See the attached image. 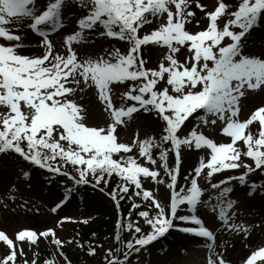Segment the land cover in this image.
<instances>
[{
    "label": "snow or ice",
    "instance_id": "6c2138e0",
    "mask_svg": "<svg viewBox=\"0 0 264 264\" xmlns=\"http://www.w3.org/2000/svg\"><path fill=\"white\" fill-rule=\"evenodd\" d=\"M73 8L75 29L61 35L69 19L65 13ZM194 8L207 21L196 31L187 27L193 21L200 26ZM261 27L264 0H213L210 5L201 0H0V155L73 181L53 213L80 185L106 192L118 210L122 201H132L127 218L121 215L117 221L118 246L107 249L104 264H131L133 253L171 230L212 241L206 244L207 264H229L223 253L214 251L211 222L218 220L221 230L243 234L246 240L251 235L253 226L237 222L231 184L249 185V174L264 172V103L241 118L242 100L264 95V37L259 43L253 40ZM30 34L39 38L34 45L39 51L26 54ZM54 35H61L58 43ZM98 40L108 46L101 44L97 53H90L88 46L95 47ZM112 41L123 42L124 49ZM149 45L165 50L155 66H148L143 55ZM89 91L107 114L102 124H90L87 108L77 100ZM141 113L155 118L158 134L140 138L137 133L131 142H122L118 128ZM209 126L225 142L201 130ZM185 151L204 155L178 183ZM229 170L240 174L211 182L215 174ZM21 171L30 179L29 171ZM202 174L209 190L199 183ZM149 178L156 187H145ZM160 185L170 196L168 191L160 196ZM256 191L252 182L247 195ZM200 207L214 214L207 224L198 214ZM69 219L61 218L57 227ZM259 227L264 228V221ZM124 232L131 238L122 239ZM42 238L58 253L43 264H72L63 247H84L61 239L52 227L23 228L12 235L0 230L6 246L0 264H38L39 254L33 252L29 260L25 247L31 250ZM87 252L96 255L97 248L89 244ZM242 264H264V244L251 249Z\"/></svg>",
    "mask_w": 264,
    "mask_h": 264
},
{
    "label": "rangeland",
    "instance_id": "374dc122",
    "mask_svg": "<svg viewBox=\"0 0 264 264\" xmlns=\"http://www.w3.org/2000/svg\"><path fill=\"white\" fill-rule=\"evenodd\" d=\"M201 2L210 5L213 3V0H201ZM193 10L197 12L200 26H197L195 21H193L187 27L196 31L200 30V27L205 25L207 21L203 18L202 12L195 8ZM76 11L73 8L65 13V16L69 17V19L66 20V27L61 35L68 34L75 29L78 17L72 16V13ZM61 35H54L53 39L58 43ZM262 37H264V27L257 28L253 33V40L259 43ZM38 39L35 35H29V39L25 42L27 45L25 48L26 54L39 51V49L34 47ZM101 44L104 47L108 46L107 42L98 40L95 47L88 46L87 50L93 54L97 53L100 50ZM112 44L120 47L121 50L125 47L123 42L112 41ZM164 51L159 46L149 45L144 47V58L150 62L148 66H155L158 60L162 58ZM77 100L87 108L88 122L90 124L103 123L107 114L103 111V107L98 102L94 93L89 91L80 94L77 96ZM262 103H264V95L250 94L247 98H244L242 100L241 118H246L251 111L255 110V107L260 106ZM255 128H258V125L254 126V130ZM201 130L218 142H225L226 140L215 127L209 126ZM137 133H139L140 138H144L147 135H157L158 129L155 118L141 113L127 127L121 126L118 128L119 139L122 142H131ZM157 152L158 150H154V155ZM132 154L138 156V150L134 149ZM200 155H204V152L192 151L189 154V152L185 151L182 153L181 180L178 183H183V175L198 163ZM140 160L144 162L143 158H140ZM20 161L18 157L0 155V230H5L9 235H12L17 230L23 228L45 230L52 227L56 228L57 235L61 239L66 240L73 234L74 227L78 223L83 224L85 223L84 221H87V223L94 225L95 222H99L105 216L110 215L113 217L112 219L117 216L115 214L117 210L115 203L106 195V192L101 191L95 193L93 201L90 204V210L87 213L80 210L79 201L71 195L68 201L57 212L53 213L51 209L59 199L63 198L65 191L73 187V181L64 175L52 177L47 170L32 166L26 161L24 163H28L30 166L25 168ZM174 163V154H170V166H174ZM147 166L151 167V165ZM21 170L29 171L31 173L30 179H25ZM73 174L75 175L76 173L74 172ZM239 174V170H229L223 175L215 174L211 182L216 183L227 175ZM252 178L253 180L251 181ZM248 181L249 185L252 182H256L257 191L255 194L248 196L249 185L241 186L238 181H234L231 184L234 188L231 198L238 201L236 210L239 219L237 222L244 221L248 225L253 226L250 237L246 240L243 238V234H234L227 230H221L218 220L211 222L212 230L216 233L214 251L223 253L224 258L229 264H242V261L250 254L251 249L264 244V228L259 227L261 222L264 221V191L260 190L261 186L264 185V172L257 170L254 174H249ZM143 182L145 187H156L150 178ZM199 183L206 190L210 189L209 181L203 174L199 178ZM13 184L15 185L14 191L10 190ZM159 189L161 197L168 191L165 185H160ZM168 195L170 196V191H168ZM208 195L209 191H206L203 199L207 200ZM12 196H15L16 199H11ZM198 214L205 220L206 224L209 218L214 215L209 209L204 207L199 208ZM63 217H70L71 219L65 220L63 225L58 228V221ZM140 223L143 226L142 218ZM183 226L194 225L185 224ZM143 227L145 231L149 230L147 226ZM102 242V247L98 250L99 256L94 255L92 259L88 257L85 260L86 264H104L103 257L106 255L107 249L112 247L113 243L110 242L107 235ZM208 243L213 242L205 241L203 238H195L191 234L171 230L170 234L166 237L153 242L139 253H133L130 257V262L131 264H207L209 250L206 244ZM76 246L77 244L73 243L69 246L68 250L74 251ZM25 251L29 260L33 258V252H37L39 254L38 264H43V261L48 259V256L58 255L55 246L43 238L39 241L38 246L33 247L31 250L26 246ZM5 252L6 246L0 242V255ZM19 259L22 261L23 258ZM58 259L62 261V257H58Z\"/></svg>",
    "mask_w": 264,
    "mask_h": 264
},
{
    "label": "trees",
    "instance_id": "16d2710c",
    "mask_svg": "<svg viewBox=\"0 0 264 264\" xmlns=\"http://www.w3.org/2000/svg\"><path fill=\"white\" fill-rule=\"evenodd\" d=\"M21 162H22V166L24 167L29 166V164L24 163L23 160H21ZM69 171H71L72 174L74 173V170H72L70 167H69ZM111 187H115V180L111 183ZM97 190H99V188L93 187L91 185H80L76 187V189L73 192V196L79 201L80 208L82 211L86 213L89 212L90 204L93 201L92 199L95 196ZM131 203L132 201L127 199L121 202V209L118 210L119 219L121 218V215L127 218L128 211L131 209ZM132 218L133 220L137 219L135 213H133ZM116 232H117V224L114 222V220L110 215L105 216L99 222L94 223V225L85 224V223L78 224L74 228V232L72 235H70L69 239H73L74 241H79L81 244L84 245V247L81 248L79 245H77L75 250L71 251L68 250V248L72 244L71 245L66 244L62 250L68 256L69 260H71L72 264H86L87 262L85 260L88 259V257H91V259L94 257V255L89 256L87 252L88 245L91 244L93 247H96L97 248L96 256H99L98 250L101 248V245L103 243L102 241L105 235H108L110 242L113 243L111 248H115L118 246L115 240ZM121 237L124 240L131 238L127 232L121 233Z\"/></svg>",
    "mask_w": 264,
    "mask_h": 264
}]
</instances>
